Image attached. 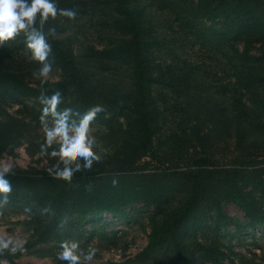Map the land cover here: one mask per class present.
Segmentation results:
<instances>
[{"label": "trees", "instance_id": "obj_1", "mask_svg": "<svg viewBox=\"0 0 264 264\" xmlns=\"http://www.w3.org/2000/svg\"><path fill=\"white\" fill-rule=\"evenodd\" d=\"M54 2L77 15L104 13L101 23L122 37L102 48L89 47L81 56L58 36L64 17L50 18L42 30L53 47V68L60 74L57 80L35 85L12 65L14 49L31 55L25 34L0 44V157L32 136L34 151L41 154L44 136L37 129L42 124L43 105L39 97L42 92L51 96L57 90L62 94L58 110L71 108V120L77 123L90 107L103 105L105 111L95 121L117 139V145L90 171L82 167L67 182L48 171L57 164L64 167L58 157L51 156L59 149L54 143L47 154H41L46 160L43 166L13 168L14 174L6 176L13 191L4 205L23 209L24 221L33 230V244L58 240L63 232L85 221L98 222L105 213L130 219L128 209L143 205L153 210L143 254L163 248L173 252L177 264H193L196 258L223 264L231 253L247 264L240 253L229 247L224 251L216 235L233 223L224 202L243 211L247 222L241 227H250L251 232L264 227V0H195L191 7L175 10L178 31L183 29L185 36L191 31L198 37L206 33L204 20L218 27L213 34L219 33L218 39L224 40L219 49L231 80L230 92L221 102H227L224 108L221 103L210 108L191 104L205 81L204 64L181 55L162 61L160 41L155 42L145 16L146 5L140 0ZM36 26L40 27L39 21ZM53 27L55 36L49 33ZM199 43L206 44L205 40ZM111 62L131 69L129 90L102 87L93 80L95 71ZM168 94L182 111L179 118L175 109L172 112L167 107ZM25 98L33 100L28 120L1 106L7 100ZM47 120L53 122L51 116ZM220 143L229 149L222 156L214 151ZM179 198L176 206H170ZM46 207L49 210L44 212ZM209 227L214 238L207 241L204 234ZM16 256L5 250L0 264H23L15 261Z\"/></svg>", "mask_w": 264, "mask_h": 264}, {"label": "rangeland", "instance_id": "obj_2", "mask_svg": "<svg viewBox=\"0 0 264 264\" xmlns=\"http://www.w3.org/2000/svg\"><path fill=\"white\" fill-rule=\"evenodd\" d=\"M178 1H181L179 6L177 0H140L141 3L146 5L145 16L156 37L155 42L160 41L158 56L162 61L169 62L170 58L175 55H181L183 58L187 56L190 60L203 62L205 81L198 94L192 97L190 101L192 105L210 108L213 103H221L224 100V95L230 92L231 80L225 70L219 49L224 40L218 39L219 33H215L216 36L213 34L218 27L205 20L206 33L203 32L200 37L194 35L192 31L188 36L182 34L183 29H180L182 32H179L175 10L191 7L194 5L195 0ZM104 16V13L79 14L74 20L64 17L62 31L58 36L70 43L74 51L81 56L86 53L89 47L98 49L107 46L122 36L113 28L101 23ZM201 40H205L206 44L204 46L200 45L199 41ZM237 46L241 49L242 45L237 44ZM12 56L14 68L23 71L26 81L31 85H35L39 80L35 79L32 73L39 69V63L32 61L30 54L20 50L14 49ZM59 74V70L54 68L48 81L57 80ZM93 80L99 82L98 85L102 87L113 86L120 90H129L132 85V71L124 64L111 62L104 65L103 69H97ZM166 99L168 100L167 107L172 109V112L175 109L177 118H179L182 111L177 110V106L171 103L172 95L168 94ZM224 104H227V102L220 105L224 108ZM1 106L13 116L28 120L30 119L29 112L30 108L33 107V100L28 98L20 99L17 102L7 100ZM52 124L53 122L46 120L37 129V133L44 136V126H52ZM186 124H183V126H186ZM91 134L98 141L96 150L105 153L103 157L108 156L117 145V139L111 136L105 127L95 120L91 126ZM34 141L35 138L32 136L29 140L27 139L15 147L8 148L0 157V163H9L12 168L43 166L46 160L41 154L34 151ZM228 150L226 144L223 143L218 144L214 149L219 156L228 153ZM179 201L180 198L172 201L170 206H176ZM223 208L233 220V223L222 227L217 232L216 237L218 242L224 246L223 250L227 251L229 247L234 252L240 253L247 258V264H264V227L251 232L250 227H241L242 224L247 222V219L239 207L231 202H224ZM128 211L133 216L130 219H115L110 214L105 213L98 222L85 221L83 224L63 232L58 240L33 244V230L24 221L26 214L23 209L17 205L3 204L0 205V237L11 240L13 245L23 248V251L16 252L17 256L15 258L16 262L23 264H63L62 261L56 259V252L63 240H76L85 249L89 245L96 249L93 260L85 262L86 264H177L171 250L166 251L160 248L148 254L142 253L147 244V236L150 231L149 217L153 211L152 208L134 205ZM197 235L201 241H204V236H207V241H210L214 238V231L209 227L203 237L200 233ZM76 236L80 237L77 238ZM194 249L193 246L190 247L191 251H195ZM230 256L223 259V264H242L235 255L230 253ZM230 259L233 260V263ZM1 264H6V262L3 261ZM193 264L211 263L196 258Z\"/></svg>", "mask_w": 264, "mask_h": 264}, {"label": "clouds", "instance_id": "obj_3", "mask_svg": "<svg viewBox=\"0 0 264 264\" xmlns=\"http://www.w3.org/2000/svg\"><path fill=\"white\" fill-rule=\"evenodd\" d=\"M58 15L74 20L77 12L73 9L59 8L54 0H0V44L14 39L23 32L26 36V47L31 52L30 59L40 65L32 75L41 84L48 83L55 63L52 44L42 29L45 22L50 18L55 20ZM37 21L39 28L36 26ZM49 33L55 36V27L49 29ZM39 100L43 105L39 117L41 123L43 124L49 116L53 118L52 126L45 125L43 128L44 143L40 146L41 154H47V148L58 143L59 149L53 150L51 156L58 157L64 167L60 168L57 164L48 171L56 179L71 182L74 173L80 171L82 167L90 171L94 163L102 161L105 153L96 150L98 141L91 134V126L97 115L104 112L105 108L101 104L93 105L80 116L77 123L71 120V108L58 110L62 103V94L59 90L51 96H46L42 92ZM73 164L75 167L72 166ZM9 173H13L12 165L0 163V197H2L0 205L9 203L13 191L11 181L6 178ZM115 183L113 181L114 185ZM48 210L47 207L43 209L44 212ZM5 250L15 254L17 251H23V248L13 245L11 240L0 237V255H3ZM95 254L96 249L91 245L85 249L81 247L79 241L63 240L56 252V259L65 264H85L91 262Z\"/></svg>", "mask_w": 264, "mask_h": 264}]
</instances>
